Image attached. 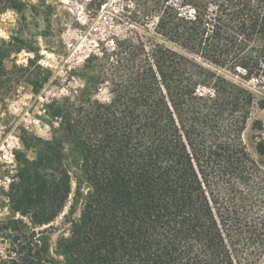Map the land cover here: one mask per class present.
Wrapping results in <instances>:
<instances>
[{
	"label": "trees",
	"instance_id": "1",
	"mask_svg": "<svg viewBox=\"0 0 264 264\" xmlns=\"http://www.w3.org/2000/svg\"><path fill=\"white\" fill-rule=\"evenodd\" d=\"M17 1L0 0V13ZM222 1L256 14L225 13L206 39L178 12L159 28L200 52L202 63L239 67L264 59V45L241 56L255 37L264 40V0L256 8L252 0ZM4 53L0 47V88L7 85ZM119 56L108 70L109 103L66 100L51 108L62 119L69 155L59 140L20 175L11 202L29 224H9L10 249L0 264H258L264 170L242 140L247 122L239 114L249 96L165 44L149 52L127 45ZM211 86L213 96L199 94ZM256 150L264 156V139ZM73 180L82 209L76 218L70 206V234L53 251L52 227H44L64 211Z\"/></svg>",
	"mask_w": 264,
	"mask_h": 264
},
{
	"label": "rangeland",
	"instance_id": "2",
	"mask_svg": "<svg viewBox=\"0 0 264 264\" xmlns=\"http://www.w3.org/2000/svg\"><path fill=\"white\" fill-rule=\"evenodd\" d=\"M184 5H189L196 11L195 19L181 17L188 26L198 27L201 35L206 39L203 22L213 14L219 25V19L225 18V13L241 12L250 15L254 10L244 11L238 8L223 6L222 0H182ZM252 7L256 8L260 0H252ZM104 0H18L15 6H8L0 13V47L4 53V75L1 80L5 83L0 88V174L13 171L17 176V182L12 186L8 194L0 196V254L5 256L10 249L8 226L14 221H23L29 224V219L22 217L13 209L11 195L13 187L21 183L20 175L30 172L41 155L47 154L49 147H55L58 141H64L65 151L68 154V145L62 130V119L51 115L54 105H63L68 100L72 104L80 101H99L109 103L112 97L110 64L115 63L121 56L124 46L133 45L143 47L149 52L155 45L165 44L176 52L195 59L207 70L229 81L245 91L251 99L245 112L239 115L241 121H246L242 134V140L248 153L264 170V156L258 154L256 145L264 139V87L251 90L241 84L242 73L237 70L238 66L231 64L215 65L202 63L201 54L195 50L181 46V42H173L164 36L159 24L168 13H176L178 9L170 6L169 0H132L135 8H129L132 14L130 25L118 29L117 47L114 50L101 48L98 55L92 56L86 63L63 66V59L67 56L66 40H71L77 35L80 22L86 19L84 12L96 13ZM124 7L128 9L130 0H124ZM224 8H230L224 11ZM84 10V11H83ZM250 10V9H247ZM83 11V12H82ZM258 12V11H257ZM179 13V12H178ZM256 14V13H255ZM128 16L127 14H125ZM264 15V9L261 11ZM159 17V24L155 28V18ZM154 18V19H153ZM241 40L246 42L243 37ZM249 47L242 53V57L250 58L255 55L254 50L264 45V40L255 37L248 42ZM21 53V54H20ZM198 53V54H196ZM18 54H20L18 56ZM26 57H31L28 65H25ZM142 59V57H141ZM264 66V59L252 62L248 66L239 64L242 69L247 68L249 73H259ZM33 79H35L33 81ZM48 85L53 88L56 95L45 96L40 94ZM199 94L214 95V88H198ZM255 122L261 124L262 129L253 126ZM19 139L23 150L19 151L16 167L9 168L3 159V148L11 141ZM69 155V154H68ZM70 160H73L71 157ZM73 173L76 170H72ZM84 187L83 193L88 190ZM76 182L72 183V194L66 207L56 221L44 228L50 230L51 247L55 251L57 243L62 236L70 234L71 226L66 221L70 206L75 207V216H80L83 197L75 196ZM258 264H264V256Z\"/></svg>",
	"mask_w": 264,
	"mask_h": 264
},
{
	"label": "built area",
	"instance_id": "3",
	"mask_svg": "<svg viewBox=\"0 0 264 264\" xmlns=\"http://www.w3.org/2000/svg\"><path fill=\"white\" fill-rule=\"evenodd\" d=\"M93 1V0H89ZM170 6L178 9L179 16L187 19L196 18V11L189 5H184L182 0H169ZM124 0H104L98 7L96 13L92 11L84 12L86 19L81 21L82 27L77 29V35L71 40H66L64 44L67 46V56L63 59V66L66 64L75 65L86 63L92 56L98 55L101 48L114 50L117 47L118 29L130 25L129 16L132 11L129 8H135V4L130 0L128 9L124 7ZM84 11V10H83ZM82 11V12H83ZM127 14L128 16H126ZM154 19V18H153ZM156 23H153L155 28L159 24V17L155 18ZM204 28L207 36H211L216 30V20L213 14H209L204 20ZM21 54V53H20ZM18 54V56L20 55ZM31 57H26L25 65H28ZM237 70L242 73L241 84L251 90H258L264 87V66L259 70V73L249 74L248 70L237 67ZM46 85L40 94L45 96H55L56 92L53 88L48 89ZM3 159L9 168L16 167L18 163V152L23 150V145L19 139L11 141L7 146L2 144ZM17 176L13 171L0 174V196L8 194L12 186L17 182Z\"/></svg>",
	"mask_w": 264,
	"mask_h": 264
}]
</instances>
